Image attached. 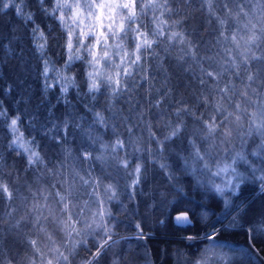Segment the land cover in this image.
Listing matches in <instances>:
<instances>
[{
	"label": "snow or ice",
	"instance_id": "snow-or-ice-1",
	"mask_svg": "<svg viewBox=\"0 0 264 264\" xmlns=\"http://www.w3.org/2000/svg\"><path fill=\"white\" fill-rule=\"evenodd\" d=\"M23 2V0H21ZM248 0H245V3ZM190 0H37L40 13L47 19L54 21L59 25L63 35H56L52 25H46L45 29L36 22L35 14L32 12L25 13L21 7H16V15L21 17L25 25L31 23V39L35 48L34 55L42 62V68L39 75L42 78V97L36 105L39 110L47 101V93L52 89L59 87L60 94L57 97V103L65 105V111L61 117L55 116L52 109L55 105L49 104L47 108L48 115L41 120L35 113L32 114L30 126L39 128L40 134L47 137L53 142V145L59 147L65 157L61 161L60 168H64L67 158L73 155L72 144H76L75 159L81 164L87 163L88 169L81 175V172L75 167L71 173L64 175L58 168L48 169V172L57 176H63L58 181L59 186L52 185L54 191L46 188L38 189L32 193L30 185H26L27 190L32 195L29 202L27 196H22L20 189L13 184L11 187L3 178L2 157H0V200L7 199V210H0V264H14V258L4 259V248L9 237L14 238V243L27 247L31 250V255L25 254L15 264H74L75 256L78 254L80 247H85L88 256L83 259L81 264H102L109 257V253L114 249L119 241L114 239L116 235L115 224L106 217H111V211L104 206L103 200L97 199V208L92 211L89 201H79L76 195V184L86 185L92 189L90 196H99V189L103 185L104 176H94L92 174V162L99 161L106 167H112L117 172L123 171L125 176H134L131 183L126 185L130 188L129 199L136 195L142 180L147 178V168L144 163H136L134 168L129 171L130 161L126 156L121 157L119 153L125 150V140L120 138L121 133L117 132V127L122 124L126 131L131 134L136 124L129 123L133 119L132 113H135V119L143 123L149 132V146L140 147L139 143L129 137L128 143L136 145V152H146L152 155L153 149L150 147L155 142L157 150L163 152L167 142L173 139H187L193 149L195 161H200L202 172L211 171V161L209 157L212 149L216 147V141L219 139L221 145L230 143L236 127L242 126L245 114H248L246 107L242 106L240 101L233 100L234 96H239L242 101H250L249 90L257 93V89L252 84L261 83L264 86V3H258L257 7L261 10V27L259 32L256 31V25L249 20L243 27L248 30L247 38L239 37L238 31L233 32L228 29L219 32L216 44H220L221 38L224 41L231 40L235 48L239 51L233 55V50L225 48L223 51L230 57L224 60L219 67L216 57L207 54L201 56L200 42L195 41L192 37L196 34L197 29L193 27L191 32L173 31L171 29L188 23L191 18L186 7L174 8L173 4L188 5ZM201 8L207 6L210 16H215L216 22L223 29L228 20L236 19L239 22L241 15L247 17L249 14L244 10L243 3H236V0H200ZM16 0H0V11L15 6ZM220 7L224 16L216 15V8ZM159 15H156V13ZM185 13L181 16V13ZM149 13H152L149 16ZM175 15L178 19H171ZM165 16L168 19H165ZM205 24L209 21H204ZM166 28L168 29L166 31ZM15 31V29L13 30ZM226 32L228 34H226ZM15 39V37H13ZM49 38L55 44L54 47L62 49V55L65 57L62 68L56 67V61L47 55L49 48ZM63 40V43H61ZM243 40V45H241ZM167 41V47L163 51L168 53L169 49L177 44L182 45L180 55L177 61L180 67L185 71H191L192 65L187 63L191 60L199 67V75L195 77L199 88V94L196 89L191 92V103L183 95L170 104H174L171 114L176 120L168 119L164 121L167 132L162 138L157 137L156 132L152 131L150 120H144V116L151 108H160L162 102L170 97L173 93L172 87H167L158 99L148 101L147 108L137 107L138 101L135 100L134 93L142 88L143 85L139 80L149 84L145 89V95L151 91L160 92V89H153L150 83L147 61L151 57L159 60L157 65L165 73V79L162 87L168 85L169 77L167 69L163 64V57L156 51L161 44ZM131 45V47H129ZM215 45L205 44L206 50H210ZM4 47H8L4 45ZM256 49V51H254ZM257 51L259 55H257ZM82 62L85 65L83 83L86 91L80 92L77 84L76 75H69L76 62ZM207 62V67L205 66ZM23 61V49H21L22 71L27 70ZM231 70V74L241 80H246L243 88L237 92L232 81L221 82L225 73ZM77 89V99L81 97L87 99V103L82 106L87 112L92 113V121L84 126L79 121H84V117L79 115L75 109L72 99L69 97V89ZM9 85L6 91H11ZM208 94H205V93ZM258 103L261 105L259 117L257 112L248 114L251 121L247 133L251 135L253 131L259 133L264 138V94L257 93ZM103 96L104 103L107 107L103 111L95 110L96 104L100 97ZM127 96L130 104V115L123 116L122 110L117 109L114 101ZM24 97H21L23 100ZM233 111H229V108ZM201 108L204 111H201ZM211 109V112L208 109ZM30 110L25 109V114ZM104 111L112 113L111 116L105 117ZM164 112L161 111V120ZM207 116V118H205ZM185 117L193 122L191 133H187V123ZM0 122L11 133L12 139L8 143V148L16 152L18 156L24 159V171L33 169L37 165L45 164V158L42 155L39 143L34 136L26 138L21 131V115L9 116L8 110L4 108L3 101L0 100ZM118 122V123H117ZM96 126L104 129H110L112 134L117 138L114 141L105 142L103 137L96 132ZM159 127V121L157 123ZM78 130V131H77ZM187 133L182 137V134ZM211 141L208 147L201 152L196 143V139ZM71 140V143L69 142ZM227 151V148L224 149ZM251 155L264 159V139L257 146ZM243 161L251 169V175L240 172L236 165ZM186 170L191 168L195 173V163L189 164L187 159L184 160ZM159 167L165 170L168 179L174 178V173L169 172V165L164 162ZM216 171L214 176L227 175L228 179L221 183L215 184L209 181L212 189L223 198L226 209L232 208V196H236L241 190V185L248 180L259 182V187L264 192V167H258L251 163L245 153L237 152L231 158V162L219 161L215 164ZM38 170V169H37ZM103 172V169H102ZM259 172V175L256 173ZM45 173H41L44 175ZM20 179L19 177L17 178ZM105 192H110L109 200L118 199L116 188L113 184L103 185ZM178 191H183L178 188ZM20 200L21 205H15V201ZM23 206L24 213L17 215L19 207ZM156 207V205H149ZM239 211L236 216L229 220L228 224L223 223L227 219L228 213L214 222L211 231L204 234V239L209 241V245L200 250L191 264H233V258L223 252L221 245L217 243L219 234L229 228H242L241 220L249 223V210L235 205ZM189 211L178 212L174 220L178 226H187L193 223L189 217ZM240 212L244 215L241 216ZM208 212H202L201 218L207 220ZM163 221H161L162 223ZM83 223V227H78ZM8 225V233L4 231V225ZM220 227L216 228L215 225ZM49 225H52L54 231H49ZM29 231L25 232L24 229ZM138 232L137 239H145V234L139 223L136 224ZM33 231L36 236L45 235L48 243L44 248L41 247L39 238H33ZM55 231L63 232L68 243L57 244L54 239ZM250 240L257 239L264 234V212L261 213L260 223L253 224L247 229ZM89 237L92 243L89 246ZM188 240L197 239L196 236L189 235ZM254 247V246H253ZM64 249V250H62ZM94 249V250H93ZM220 249V251H217ZM246 254V253H242ZM130 264L128 257L117 255L112 252L111 264Z\"/></svg>",
	"mask_w": 264,
	"mask_h": 264
},
{
	"label": "trees",
	"instance_id": "trees-1",
	"mask_svg": "<svg viewBox=\"0 0 264 264\" xmlns=\"http://www.w3.org/2000/svg\"><path fill=\"white\" fill-rule=\"evenodd\" d=\"M33 5L26 6L24 2L21 0H16L15 6H10L8 9H4L0 11V100L3 101L4 108L8 110L9 116H15L17 114L21 115L22 127L21 131L24 132L26 138H30L34 136L36 141L40 145V151L45 158V164L37 165L33 169L24 171V159L21 156H18L16 152L8 148V143L12 139L11 133L8 129L3 125V122H0V157H2V165H3V178L6 182L9 183L10 187L15 184L16 187L20 189L22 196H27L29 202L32 200L31 193L28 192L26 185H30L32 188V193H36L38 189L46 188L49 191H54L52 185H57L58 181H60L63 176L54 175L51 172H48V169L53 167L60 169L61 173L64 175H68L71 173L73 167L81 172V175H84V170L80 167V162L75 159L76 156V146L73 148V155L67 158L64 168H60L61 161H65V157L61 152L59 147L53 145V142L40 134L39 128H32L30 126V121L32 118V114L35 113L41 120H44L47 115V108L49 104L55 105L52 111L55 113V116L61 117L62 113L65 111V105L63 103H57V97L60 94L59 87H56L47 93V101L45 104L39 109H36V105L40 102V98L42 97V78L39 75V72L42 68V62L38 60V56L34 55L35 48L33 46V41L31 39L30 28L32 24L29 23L25 25L24 20L21 17L16 15V7H21L25 13L32 12L35 14L36 22L41 25L42 28L45 29L47 33L48 29L45 27L46 25H52L55 29L56 35H63L60 31V27L54 21L45 18L39 11V5L37 4V0H32ZM244 0H236V3H243ZM248 5H251L252 2H247ZM174 8H182L186 7L188 13L190 14V19L188 23L177 26L171 30L173 31H188L191 32L193 27L197 29L196 34L192 37L193 40L200 42V52L199 55L203 56L205 54L209 56H215V53L219 52L220 56L216 57V60L219 62L216 66L219 67V64H222L224 60H229L230 57L223 51L225 48H230L233 50V55H237L238 49L235 48V45L231 42V40L224 41L222 38L220 40V44H216V39L219 36L220 31H224L228 29L230 31L236 32L238 31V37L240 36V32L244 31L243 26L239 23L242 21L239 17V22L236 19H229L228 23L224 26L223 29L220 28L219 24L216 22L215 16H210L207 11V6L203 9L201 8L200 0H190L188 5H180L173 4ZM152 13H149L151 16ZM156 15H159L157 12ZM185 13H181V16H184ZM216 15L221 17L224 16V12L221 11L220 7L216 8ZM179 17L173 15L171 19H178ZM165 19H168L165 16ZM209 21V23L205 24L204 21ZM15 29V31H13ZM168 29L166 28V31ZM226 34H228L226 32ZM15 37V39L13 38ZM63 43V40H61ZM55 42L49 38V48L47 50V55L51 56L53 60L56 61V67L62 68L64 56L62 55V49L59 47H54ZM211 44L215 45L211 47L210 50H206L204 45ZM7 45L8 47H4ZM131 47V45H130ZM167 47V41L161 44L160 48H157L156 51L159 53L161 57H163L164 67L167 69V76L169 77V82H175L176 84V99H179L181 95H183L186 99L191 103V92L193 89H196L197 94H199V88L196 83L195 77L199 75V67L192 62L190 59L187 60V63L184 64V67H187L188 64L192 65V70L185 72L179 65L177 61V56L180 55V48L182 45L177 44L175 47L169 49V52L166 53L163 51V48ZM21 49H23V61L24 66L27 70L22 71L21 64ZM257 55L259 53L257 52ZM152 61H159L154 60ZM160 62V61H159ZM151 65V75L152 77L157 74L154 72L155 64ZM205 66L207 67V62H205ZM85 65L82 62H76L71 69V71L67 74L76 75L77 84L79 86V91H86V86L83 83L84 80V72ZM161 71V69H159ZM158 71V72H159ZM163 76L157 80V82H151L153 89L156 87H161L162 90H165L167 86H163V81L165 79V73H160ZM142 80H139L141 83ZM228 81H232V84L235 86L237 92H239L244 84L248 83L246 80H241L231 74V70L224 74L223 80L221 82V87H223L224 83ZM144 82V81H143ZM9 85L12 86L11 91H6ZM168 85H171L170 83ZM253 88L257 89V93L264 94V86H261V83L258 81L257 83L252 84ZM145 89L146 83L144 82V86L139 88V90L134 94L135 100L138 101L137 107L141 106L145 103ZM154 96L153 99H158L161 95L160 92L151 91ZM143 99H142V94ZM257 93L251 92L249 90V98L250 101H242L240 97L234 96L233 100L240 101L243 107L246 108H255L261 107V105L257 102L258 95ZM205 94H208L207 92ZM69 97L72 99L73 104L76 106L74 111H76L79 115L84 117V121H79L83 125L87 126L93 119L92 113L87 112L86 109L82 106L84 103H87V99L81 97L79 100L77 99V89L70 88ZM24 97L21 100V97ZM104 97L101 96L99 102L96 104L95 110L103 111L107 105L104 103ZM175 99V100H176ZM116 108H121L123 116L130 115V104L128 102V97L124 96L118 101H114ZM251 107H250V106ZM25 109H29L30 111L25 114ZM232 109L231 107L228 109ZM248 110V109H247ZM201 111H204L201 108ZM210 112V108L208 109ZM251 111L248 110V114ZM103 114L105 117H109L112 115L109 111H104ZM248 114H245L248 117ZM133 119L134 114L132 113ZM207 117V116H206ZM205 117V118H206ZM145 119V118H144ZM176 119V117H175ZM187 123V133L190 131V123L192 120L188 117L184 118ZM132 120V119H130ZM129 120V121H130ZM118 123V122H117ZM120 125L117 127V132L121 133L122 136L120 138L125 140V145L129 140L127 135L128 132H120ZM103 130L105 136L111 141L114 140V135L112 134L110 129H104L100 126H96V130ZM187 133H185L187 135ZM71 141V140H70ZM69 141V142H70ZM152 149H155V144L152 143ZM187 148L188 151H181L184 155L187 156L185 159H189V151H191V145L188 143ZM136 152V151H135ZM137 153H141L140 159L137 157ZM135 160L140 161V163H144L145 166L149 164L157 165L158 162L151 156H146V152H136ZM145 155V156H144ZM136 163V162H135ZM97 166V161L92 162V167ZM129 165H133V162L130 161ZM88 165H86L87 167ZM38 169V170H37ZM92 174L95 175V171L91 169ZM169 172L174 173V178L172 180L168 179V175L165 170H161L158 174L163 173L165 175V180L172 185L168 188H164L160 191H164L168 193L169 200L167 205L165 206V215H158L154 218H147L149 220H153L156 224L159 219H163V226H166V222H169L168 230L161 229L158 225L152 228H146L142 226L143 232L146 233L145 239H137L136 232L138 229L136 228L135 223L141 222L146 223L145 219L139 213L132 214L130 209V200L121 199L109 204V210L112 213L111 217H106V220H115V233L114 239L119 241V244L110 251L109 257L106 258L102 264H111V255L112 252H115L117 255L127 256L130 264H182L183 259H186V264H191V261L199 255L200 250L206 248L209 245V241L204 239V234L211 231L214 222L218 219H221L225 213H228L227 219L223 220L225 225L228 224L229 220H231L232 215L236 213L239 209L235 207V205H244L248 200H250L253 196L255 198L259 196H263L264 192H260V187L257 184L250 187L249 189L241 191L235 196V201L233 203V207L230 209H226L225 206H221L218 209L210 208V203H204V205L198 209H195L192 205L193 198H197L196 195H192L189 193L188 188L179 183L178 174L180 171H184L183 173H189L186 170L185 166L182 167L181 170H176L173 168L168 169ZM41 173H45L41 175ZM20 178L19 180L17 178ZM250 183V182H249ZM194 187L198 186L194 183ZM244 187V186H243ZM162 188V187H161ZM178 188H182L183 191H178ZM200 188V187H199ZM89 187L86 185H82L77 181L76 184V195L79 201H83L84 198L87 199V191ZM149 189H145L144 187L139 186L136 194L140 195V192L147 191ZM184 199L182 202L181 200ZM239 199V200H236ZM7 199L0 200V210H7ZM15 205H21L20 200L15 201ZM153 205V204H152ZM189 211L190 215L194 219V225H188L186 227H180L174 223V214L178 211ZM211 209V210H210ZM208 212L207 220L201 218L202 212ZM24 213L23 206L19 207V211L17 215H22ZM168 215V216H167ZM194 215V216H193ZM241 215V212H240ZM129 218V224H124L123 221L126 218ZM241 223V222H240ZM243 225L242 228H229L226 231H223L219 234V240L217 243L221 244H239L240 247L234 252L232 255L233 264H264V238L263 236H259L257 239L250 240L249 235L247 233V229L252 227L250 223H241ZM216 228H219L220 225L216 224ZM4 231L8 233V225H4ZM25 232H28L29 229L25 228ZM49 231H54L52 225H49ZM150 231V232H146ZM33 238H39L41 241L46 236L41 234L39 237L36 236L35 232L32 233ZM64 234H61L59 231H55V236L59 239L62 238L63 243H68L67 238H63ZM189 235L196 236L195 240H188L186 237ZM92 240L89 237V246H91ZM254 246V247H253ZM22 248V251L20 250ZM24 247L14 243V238L9 237L8 241L5 244L4 248V259L14 258L15 261H19L21 257L25 254L31 255V250L26 247V250H23ZM64 250V249H62ZM94 250V249H93ZM78 254L75 256L74 264H81L83 259L88 256V251L85 247H80L78 250ZM246 253V254H242ZM122 264L124 262L122 261Z\"/></svg>",
	"mask_w": 264,
	"mask_h": 264
},
{
	"label": "rangeland",
	"instance_id": "rangeland-1",
	"mask_svg": "<svg viewBox=\"0 0 264 264\" xmlns=\"http://www.w3.org/2000/svg\"><path fill=\"white\" fill-rule=\"evenodd\" d=\"M249 1L252 2L251 5H248L247 2L245 3V0L243 1L244 10L246 12H248L249 15L247 17L241 15L240 19H242V21L239 24L243 26L245 23H248V21L250 20L252 24L256 25V31L259 32V29L261 27V19H260L261 10L259 7H257V4L258 3H264V0H248V2ZM23 2H24V5H26V6L33 5L32 0H23ZM242 28L244 31L240 32L239 37H244L246 39L247 35L249 34L248 30L245 29L244 27H242ZM241 45H243V40H241ZM262 46H264V45H262ZM129 47H130V45H129ZM254 51H256V49H254ZM159 63H160L159 61L153 62L151 57L147 61V69H148V75H149L150 83L151 82H157V80H159L163 76L162 74H160V73H162V71H159L160 68L157 66ZM150 64H155L154 72L157 74H155L153 77L151 75V65ZM169 83L171 85H165V86L173 88L172 95L162 102V104L160 105V108H151L148 110V112L144 116V118H145L144 120H150L151 121L152 131L156 132L157 137H161V138H162L163 134H165L167 132V128L164 126V121H167L168 119H172L173 121L176 120L175 116L171 114V110L174 107V104H170V101H174L176 99V84H175V82H172V80H170ZM140 84L144 86L143 80L141 81ZM148 88H149V84L146 83V89H148ZM155 89H160L161 94L167 90V88L165 90H162L161 87H159V86L156 87ZM136 92L134 94H136ZM143 95H144V93L141 95L142 99H143ZM145 98H146V101H145V103L142 104L143 108H147L148 101L153 99L154 96L152 95V92H151L149 95H147V96L145 95ZM139 107H141V106H139ZM118 109L122 110L119 107H118ZM247 109L250 110L251 112H257L258 117H259L261 107H255L252 109L247 108ZM161 111L164 112L162 120H161V116H160ZM229 111H233V109H230ZM210 112H211V109H210ZM122 113H123V111H122ZM133 114H134V119L130 120L129 123L130 124H132V123L136 124V127L133 128V132L131 134L127 133V135H128V137L131 136V138L133 140L137 141L139 143L140 147H148L149 146L148 129L145 127V125L143 123H141L135 119V113L134 112H133ZM158 121H159V127H157ZM250 123H251V121L245 115V117L242 121L241 127H236V125H232L233 128L235 129V131L233 133V137H232L230 143H225V144L221 145L219 143V139H217L216 147H214L212 149V154L209 157V159L211 161V171L210 172L209 171H203L202 172L201 167H200L202 162L195 161V158L192 154L193 149H191V151H189L190 156H189V159H187V160L189 161L190 165L195 163L196 171H195V173H193L191 168L187 169L189 171V173H183L184 171H182V172L180 171V173L178 174V180H179L180 184H182L183 186L188 188L190 194L197 196V198H193V200H192L193 201L192 205L195 209L202 207L204 205V203H210L211 209L212 208L218 209L221 206L222 207L224 206L223 198L220 197L212 189L211 185L209 184L210 180L214 181L215 184H221L228 179V176L226 174L221 175V176L212 175V173H214L216 171L215 164L217 162L223 161V162H229L230 163L232 156H234L235 153L242 151L243 153H245L247 155V158L251 163L256 164L258 167H264V159H260V158H257L255 156L251 155V153L256 150L257 146L262 142V139H264V138H262L261 135L255 131H253V133L251 135H244V133H247ZM120 127H121L119 129L120 132H127L124 125L120 124ZM192 129H193V122L190 123L189 133H191ZM96 132H98L103 137V140L105 142L111 141V139L109 140L105 136V133L103 132V130L99 129V130H96ZM184 135H186V134H182V137ZM116 138L117 137L115 136L114 140ZM210 142L211 141H208V140H201L198 138L196 139V143L200 147L202 153L208 147ZM70 143H71V141H70ZM152 143L155 144V142H152ZM187 144H188L187 139H183V138L182 139H175L174 138L173 141L166 143L165 150L163 152L157 150V146L155 144L156 148L153 149L154 151H153L151 157H153L155 159V161L158 162V164L157 165L149 164L148 166H146L147 178H146V180H142V182L140 184V186L144 187L145 189H147V188H151V189H149V192L144 191L143 193L140 192V195L136 194L135 197L131 200L129 199V193L131 192V189L126 188V185L131 183V179H133L134 176H132V175L125 176L123 171L117 172L114 168L106 167V166L102 165L99 161H97V166L95 165L92 167L95 171L94 176H102L103 175L104 176L103 185L113 184L116 188L118 199L109 200L108 196H110L111 193L110 192L106 193L104 186L102 185L99 189L98 198L96 196H90L89 195V193H91V191H92V189L89 187V189L87 191V193H88L87 199L84 198L83 201H85V200L89 201V205H90L92 211H95L97 208V203H96L97 199L103 200L105 202L104 206L109 209V207H110L109 204L111 202L126 198V199L130 200V203H131L130 209L132 211V214L139 213L142 216V218L145 219V221H148L147 218L152 219L154 217H157L158 215H165V209H166L165 206L168 203L169 196H168V193H166L164 191H160V190H162L164 188H168L172 184L168 183L165 180V175L163 173L158 174V172H160L162 170L159 167V164L166 162L169 165V168L181 170L182 167L185 166L184 160H185V158H187V156H185V155L183 157V154L181 151H188L189 150L187 148ZM74 146H76V145L72 144V147H74ZM135 148H136L135 144H129L127 141L125 150H123L119 153V155L121 157L126 156L127 159H129V161L133 162V165H129V171L130 172L134 168L136 163H140V161L135 160V158H136L135 157V154H136ZM225 148H227V151L224 150ZM136 155L140 159L141 153H137ZM145 155L148 156L147 153ZM86 165H88V164L87 163L80 164V167H82L83 170L86 171L88 169V166L86 167ZM236 167L240 172L245 173L246 175H251V169L249 168V166L247 164L243 163V161L239 162L236 165ZM102 169H103V172H102ZM256 175H259V172H257ZM194 183L198 186L197 188L194 187ZM254 183H255V185L257 184V186L259 185L258 181L248 180L244 184L241 185V189H243V191H245V190L249 189L250 187H252L254 185ZM255 197L256 196H253L250 200H248L241 207V208H247L249 210V213H248L249 217H250L249 223L251 225H253V224L258 225L260 223V220H261V213L264 212V195L259 196L257 198H255ZM231 199L234 203L235 196H232ZM236 200H239V199H236ZM181 201L183 202L184 199H182ZM152 204L156 205V207L150 208L149 205H152ZM243 215H244V213L241 212V216H243ZM233 216H236V213L234 215H232V217ZM232 217H231V219H232ZM161 221H163V219H159L156 224L154 223L155 221L153 222V220H149L146 223H141V222H137V223H139L141 225V227L143 226L146 228H152L155 225L156 226L158 225L161 229H167L168 228L167 225H169V222H166V224H165L166 226H163L164 222L161 223ZM111 222H113L116 225L115 220H112ZM240 222L244 223L243 220H241ZM123 223L129 224V218L127 217L123 221ZM137 223H135V225ZM78 227H83V223L78 225ZM146 232H150V231H146ZM61 234H64V233L61 232ZM136 234H137V232L134 235H136ZM144 234H146V233H144ZM260 236H263V238H264V234H261ZM63 238H65L64 235H63ZM54 239L56 240L57 244L63 243L62 238L59 239L58 237H56L54 235ZM47 243H48V241H47L46 237L40 241L42 248H44ZM220 245L223 249V252L226 253L227 255L231 256V257L234 254V252L240 247L239 244H221L220 243ZM20 250L22 251V248ZM23 250H26V247H24ZM217 251H220V249H217ZM182 264H186L185 258L183 259Z\"/></svg>",
	"mask_w": 264,
	"mask_h": 264
},
{
	"label": "flooded vegetation",
	"instance_id": "flooded-vegetation-1",
	"mask_svg": "<svg viewBox=\"0 0 264 264\" xmlns=\"http://www.w3.org/2000/svg\"><path fill=\"white\" fill-rule=\"evenodd\" d=\"M189 217L192 219V221H193V223L191 224V225H194V219L192 218V216L191 215H189ZM174 223L177 225V223H176V221L174 220ZM188 226V225H187ZM180 227H186V226H180Z\"/></svg>",
	"mask_w": 264,
	"mask_h": 264
},
{
	"label": "water",
	"instance_id": "water-1",
	"mask_svg": "<svg viewBox=\"0 0 264 264\" xmlns=\"http://www.w3.org/2000/svg\"><path fill=\"white\" fill-rule=\"evenodd\" d=\"M179 212H180V211H179ZM177 213H178V212H177ZM177 213L174 214V217H175V215H176ZM145 235H147V234H145Z\"/></svg>",
	"mask_w": 264,
	"mask_h": 264
}]
</instances>
